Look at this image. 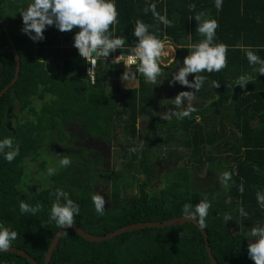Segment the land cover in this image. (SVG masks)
<instances>
[{"label":"trees","instance_id":"1","mask_svg":"<svg viewBox=\"0 0 264 264\" xmlns=\"http://www.w3.org/2000/svg\"><path fill=\"white\" fill-rule=\"evenodd\" d=\"M32 2L0 0V17L14 38L22 64L19 80L0 98V141L11 137L14 147L19 145V155L12 162L4 158V152L10 149L0 152V223L18 233L12 247L44 263L60 230L55 221L49 223L57 189L67 192L79 205L74 225L100 236L134 223L183 217L185 204H191L194 211L195 205L206 197L191 189L188 167L180 175L167 179L155 195L144 194L142 190L139 197L123 196L124 172L106 171L103 176L109 175L113 184L112 208L104 209L101 215L92 201L96 194L94 183L101 182L100 169L93 163L83 162L78 154L66 155L71 158V164L51 176L52 187L24 181L27 161H39L45 170L49 168L43 152L47 138L59 133L58 139L62 141L65 138L63 127L74 120L85 124L92 135L99 134L106 139L119 124H123L128 133L135 134L138 119L144 115H149V121L155 123L157 115L151 110L155 84L148 83L136 72L138 87L121 89L115 82L112 91L110 80L123 74L112 60L130 54L129 49L138 42L134 35L136 21L142 20L151 26V33L162 41L167 37L177 47L176 61L165 68L170 71L189 55L190 45L205 39L197 31L200 22L194 19L203 12L202 20L218 22L214 44L228 45L227 67L220 72L199 73L207 79L195 94L201 98V103L211 102L205 111L196 110L188 117L172 119L160 127L167 134L164 142L176 140L190 151L187 164L196 172L209 165L210 169L222 174L232 173L227 187L223 183L224 189L216 197H207L211 208L205 230L219 264H254L248 256V234L254 226L264 227V204L257 200V193L264 195V75L256 73L259 65L251 66L245 52L235 46L251 47L264 59V0H222L220 10L215 0H115L118 23L110 26L109 31L114 29L115 36L126 37V43L106 60L98 59L94 84L87 75V61L73 46L79 29L62 33L51 26L44 32V40L39 42L22 33L20 11ZM151 4H156L161 16L166 12L170 26L155 19L151 11L144 12ZM190 5H195V9ZM15 71V56L0 25V91L12 81ZM246 74H252L253 79L241 89L234 81ZM188 80L193 82L194 75H189ZM212 81H218L220 87H213ZM37 102H41L39 108ZM216 106L222 110L219 126L208 129L197 118ZM17 109L28 112L30 117L21 120ZM13 116L16 124L10 129L8 121ZM227 123L231 124L230 129ZM142 167L147 168L145 159ZM148 173L149 178L155 176L154 172ZM21 201L32 206L39 202L42 209L35 215L22 214ZM60 202L64 203L63 198ZM240 208L247 216L240 214ZM234 215L242 226L238 233H231L228 226L227 217ZM0 264L31 263L17 254L0 252ZM50 264H211V261L201 231L195 224L187 223L128 232L103 243L89 242L67 230Z\"/></svg>","mask_w":264,"mask_h":264},{"label":"clouds","instance_id":"2","mask_svg":"<svg viewBox=\"0 0 264 264\" xmlns=\"http://www.w3.org/2000/svg\"><path fill=\"white\" fill-rule=\"evenodd\" d=\"M217 10L222 7V0H215ZM156 4H151L145 7L144 12L151 11L153 17L163 23L165 26H170L171 22L167 19V14L161 16L156 11ZM195 9V5L189 6ZM22 16L23 27L22 33L28 35L34 42L44 40V32L48 27L54 26L62 33L71 32L73 29H79L74 36V47L78 50L82 59L90 62L91 68H95L99 58L110 56L111 53L116 52L125 46L126 37L115 36L114 29L109 31L110 26L118 23V11L115 5V0H33L26 9L20 11ZM205 13H198L194 19L200 22L197 31L205 37L198 44L190 45L191 51L189 55L184 58L183 66H180L177 71L171 75L169 81L170 86L179 83L181 86L189 89H194L198 92L203 86L207 77L199 75L204 71L208 73L220 72L227 67V52L228 45L224 43L214 44L216 29L218 22L215 19H203ZM202 21V22H201ZM151 26L145 24L142 20L136 21L134 35L137 38L135 47L129 49V55L126 58L125 72L121 75L122 81H127L128 86L130 82L136 80V72L141 73L148 83L156 84L157 78L163 75L160 67V58L165 55V43L158 38L157 35L151 33L149 28ZM34 33V35H33ZM167 39V37H165ZM245 52L246 58L251 66L259 65L255 68V72L259 75H264V59H261L256 51L251 47L245 48L243 44L235 46ZM95 54V57H93ZM122 56H117L112 60V63H118ZM139 61V67L132 71L129 67ZM189 75H194V81L188 80ZM253 75H241L234 81L236 86L245 89L252 81ZM212 86L219 88L218 81H212ZM195 92L181 91L173 99L175 111L168 110L161 113L160 118L163 120H170L173 116L177 119H183L190 116L196 111L191 103L184 107L185 101H192L195 99ZM140 147H143L141 142ZM10 151L4 152V149ZM137 149H131L136 151ZM0 152H4V158L8 162H12L16 156L19 155V145L14 147V141L11 137L0 141ZM61 167H67L71 164L69 156H63L60 161ZM55 168H48V175L55 174ZM232 173L224 172L220 176L221 182L227 187L228 181L231 180ZM240 191L243 193V185L240 186ZM57 199L51 206V213L49 223L55 221L56 225L62 229L71 228L74 226V217L79 215V205L69 198V194L63 190L57 189L55 193ZM63 198L64 203H61ZM257 200L264 204V195L257 193ZM92 201L95 205L96 212L103 214L106 205V200L99 193L92 196ZM191 204L183 206V216L186 219L196 220L201 229L206 228V218L209 215L211 203L207 197L202 199L195 205V210L192 211ZM42 205L37 202L32 206L24 201L20 203V211L22 214L31 213L35 215L41 211ZM240 214L247 216L243 208H240ZM229 220L231 217H227ZM251 235L256 237L254 243L248 244V256L254 261V264H264V227L254 226L251 228ZM18 237V233L13 231L11 227H5L0 223V251H9L12 242Z\"/></svg>","mask_w":264,"mask_h":264},{"label":"flooded vegetation","instance_id":"3","mask_svg":"<svg viewBox=\"0 0 264 264\" xmlns=\"http://www.w3.org/2000/svg\"><path fill=\"white\" fill-rule=\"evenodd\" d=\"M168 67H171V65L168 66ZM165 68H167V67H164V68L161 67L163 73H165L166 75H167V73H171L172 69L170 71L169 70L167 71ZM169 81L167 79V81L164 83V88L168 86V91L166 93H169V94L167 96H165V91H166V88H165V91H163V96L164 97H162L160 99V101L157 102L156 101V95L157 94L155 93V98H154L153 103L151 105V110L157 115V120H156L155 123H151L149 121L150 117L148 115L147 120H148L149 125L151 127H150L149 132L146 135L144 134L143 131L140 130L139 125H138V122L140 121V119L142 117L138 119V122H137L138 129H137L135 134L130 133V132L128 133L127 129H124L123 124H121L122 125L121 129H123L122 132H123V136L124 137H120L119 136L120 134L117 131V129H119V128L117 127L116 129H113L112 136H110L107 139L103 138L102 135H99V134L92 135L91 132L88 129H86L87 126L85 124L84 125L80 124L79 122L74 120L73 122H70L69 124H67L66 126L63 127L62 131H63V134H64L65 138L62 141H60L58 139L59 133L55 134L54 137L56 138V142H52L53 144L51 143L52 145H51L50 149L54 150L55 154L58 155V157L59 156L63 157V156H66V155H69L70 157H73V155L78 154V155H80V159H82L83 162L93 163L96 169H100V170H98L99 173H101V176H100L99 179L101 180V178H104V180L107 181L108 184L111 183L110 184L111 185V189L113 187V184H112V181L110 179V176L109 175L103 176L106 173V171L107 172H111V171L124 172L125 173V177H126V181L122 182V184H121V187L123 188V196H125L124 195L125 186L126 185L133 186L134 184H135V187L137 188V191H136V194L131 195V196L139 197L141 195L142 190H143L144 194L155 195L156 193H158L164 187L165 182H166L167 179L172 178V177L174 178V177H176V175H180V172L185 167H188L189 170H190L191 189L193 191H198L196 189L195 178L193 176V172H196V171L193 169V167L188 166L189 164H187V159L186 160L184 159V161L182 162L181 166H177L176 168H174V174L173 175L165 173L166 174L165 175V181L163 182L161 187H158L157 189L149 190L150 185L152 183L154 184V182L156 181L157 177H159V175H160L158 168L154 164L155 161H153V159L149 158L148 149H149V145L151 144V142L156 140V143L159 146L166 147V149L167 148H174V147H177V146L186 148L181 142H177L176 140L170 141L168 143L164 142V139L166 138L167 134L165 133V131H163V129L160 127V125L164 124V123H167V122L171 121L172 119H175L176 117L173 116L170 120L161 119L160 118V114L162 113L161 105H162V102L166 103L172 97L175 98V96L181 91H193V92H195V90L194 89H189V88L184 87V86H181L180 84L170 86ZM161 85L162 84L157 83V86L159 88H160ZM159 91H160V89H159ZM195 97L198 100L201 99V98L197 97L196 94H195ZM233 101H234V99H232L230 102L232 103ZM200 102H201V100H200ZM210 104H211V102H208V103H205V104L201 103L199 105L200 109L196 108V110H201L202 111V108L208 107ZM197 105H198V103H196V107H197ZM171 106H172L171 110L175 111L176 109L173 106V104ZM165 108H167V107H165ZM205 109H207V108H204L203 110L205 111ZM217 109H218V115L220 116L221 114H220V110H219L218 106H216V108L213 111L209 112V113H213ZM165 112H167V111H165ZM206 114H208V113H206ZM13 117H10V118L12 119ZM20 117L22 118L23 116H20ZM220 119H221V116H220ZM219 123H220V121L218 122V124ZM8 126H9L10 129L13 128L12 125H11V120L10 119L8 121ZM216 126H219V125H216ZM156 133H158L157 136L154 135ZM181 137L182 136H180V134H179V139H181ZM124 140H126V141H124ZM141 142H143V147L142 148L140 147ZM134 148L137 149V150L136 151H131V149H134ZM118 149H120V151L122 150L123 154L126 153V154H124L126 156H128L129 154L132 153V156L129 158V161L125 164V168L122 169V170H117V168L115 167L117 159L121 158V156L118 154ZM154 151L155 150H152L150 152V154H154ZM43 152H45V151L43 150ZM189 156H190V154H189ZM143 159H145V161H146V166H147L146 169H145V167H142ZM157 162L159 163L160 166L166 167V160L165 159L158 158ZM30 163H40V162H38V161H36V162L30 161ZM168 165H169V163H168ZM134 169H136L139 174L144 176V179L138 180V182H135V183L128 182V178L131 175H133L132 173H133ZM148 171L149 172H154L155 176L152 177V178H149ZM201 171H202V169H200L196 173L200 174ZM212 172L220 173L219 170H212ZM94 187H95V183H94ZM222 189H224L223 186H222ZM220 191H218L214 196H211V197H216V195ZM110 192H111V190H110ZM198 192H200V191H198ZM110 196H111V194H110ZM211 197H209V198H211Z\"/></svg>","mask_w":264,"mask_h":264},{"label":"rangeland","instance_id":"4","mask_svg":"<svg viewBox=\"0 0 264 264\" xmlns=\"http://www.w3.org/2000/svg\"><path fill=\"white\" fill-rule=\"evenodd\" d=\"M176 50L178 53L177 47H176ZM183 59L184 58H182V60H180L179 63L174 68H172L171 73H167V75L165 74L168 81L171 80L172 73L177 71L180 66H183V61H184ZM163 75H164V73H163ZM113 78L110 80V83H109V86L112 89V91L115 90V85H114V83H112ZM135 82H137V81L130 82L129 86H128L127 81H120V85H121L120 87H121V89L134 88L135 86L137 87L138 85H136ZM177 84H179V83H175L174 85H177ZM165 88H166V91H165ZM165 88H164V84H162L160 86V89H162L161 91H165V96H167L169 94V93H166L168 91V86ZM173 98L174 97L169 99V101L166 103L162 102V105H161L162 113L165 111H168V109L171 110L172 104L175 107L174 103H172ZM188 103H191L193 108H195V109L199 108L200 109L199 105L201 104V102H200V100L196 99V97H195V99H193L190 102L185 101L184 107H186ZM196 103H198L197 107H196ZM36 105L39 108L41 106V102H37ZM165 107H167V108H165ZM204 108H206V107H204ZM204 108H202V111H204L203 110ZM219 110H220V114H221L222 110L221 109H219ZM16 114L23 116L21 118V120L30 117V114L28 112L22 113L18 109L16 110ZM220 116L218 115V109H217L213 113H208L206 115L198 116V120L201 121L208 129H211L213 125H219L218 122L220 121ZM147 118H148V115H145L138 122L140 130L143 131L145 135L149 132L150 127H151L149 125ZM10 120H11V125L16 124L15 116L12 119L10 118ZM226 126L228 129L231 128L230 123H227ZM220 127H219V129H220ZM118 128L119 129H117V131L120 134L119 136L124 137L123 132H122L123 129H121L122 125L121 124L118 125ZM228 134H230V133L228 132ZM154 135L157 136L158 133H156ZM124 141H126V140H124ZM52 142H56L55 137L54 138H50V137L47 138L46 144H45V147L43 150L45 151V157H46V160L48 162L49 168L51 167V168H55L56 170H59L61 168L60 163H59L61 158H60V156L58 157V155L55 154L54 150L50 149L51 145L53 144ZM152 150H155L154 154H150V152ZM148 153H149V158H151V159H153V161H155L154 164L158 168L159 174H160V175L158 174L159 177H157L154 184L152 183L150 185L149 190H152V189H157L158 187H161V185L165 181V175L167 173L170 175L174 174V168H176L177 166H181L184 159L186 160L187 157H189L190 151L187 148L179 147V146L166 149V147L159 146L156 143V140H154L149 145ZM118 154L121 156V158L117 159L115 167L117 168V170H122L125 168V164L129 161V158L132 156V153L129 154L128 156H126V155H124L126 153L123 154V151L122 150L120 151V149H118ZM158 158L166 160V167H162L159 165V163L157 162ZM168 163H169V165H168ZM208 167H209V165L205 166L202 169L200 174L193 172V176L195 178L196 189L198 191L202 192L207 197H211V196H214L218 191H220L222 189L223 182H221V180H220V176L222 173L212 172V169H209ZM132 174L133 175H131L128 178V182L135 183V182H138V180L144 179V176L139 174L136 169H134ZM51 176L52 175H48L47 169L45 170L40 165V163H30V161H27V171H26V176H25L26 178L24 179V181H26L27 183L28 182L29 183H36L41 187L49 188V187L53 186V181H52ZM110 184H108V182L105 181L104 178H101V182L95 183V187H94L95 193L96 194L99 193L106 200V205L104 208L105 210H109L112 208V199L110 196V190H111ZM22 187H23V185L21 186V188ZM136 191H137V188L135 187V184L133 186L126 185L124 188V195L125 196H131V195L136 194ZM228 226H229L231 233H238L242 230L240 220L238 219V217L236 215H234L233 217H231L230 220H228ZM256 239L257 238L253 237L251 235V233L248 234L249 243H254Z\"/></svg>","mask_w":264,"mask_h":264},{"label":"water","instance_id":"5","mask_svg":"<svg viewBox=\"0 0 264 264\" xmlns=\"http://www.w3.org/2000/svg\"><path fill=\"white\" fill-rule=\"evenodd\" d=\"M0 25L2 26L7 39L9 40L11 49L13 51V54L15 56V63H16V71H15V76L12 79V81L0 91V98H2L6 92L12 87L14 86L17 81L20 78V74H21V68H22V64H21V56L19 53V50L16 46V43L14 41V38L10 32V30L8 29V27L6 26L4 20L0 17ZM187 223H192L195 224L198 229L201 231L202 235L205 238V242H206V247H207V252L209 255V259L211 261V264H219L214 253L212 250V247H210L209 244V235L206 232L205 228L201 229L198 222L196 220H191V219H186L183 217H179V218H175V219H171V220H166V221H147V222H139V223H134V224H130L127 225L125 227H122L120 229H117L109 234L106 235H94L91 234L87 231H85L84 229H82L81 227L74 225L71 228H66V229H62L60 228V230L58 231V233L55 235L51 246L46 254L45 257V261L43 264H50L54 252L56 251L63 235L65 234V232L67 230H72L73 232L77 233L78 235H80L83 239L92 242V243H103L106 241H109L117 236H120L122 234L128 233V232H133V231H138V230H145V229H156V228H160V229H164L167 227H175V226H180V225H184ZM0 252H5V251H0ZM6 253H13V254H17L25 259H27L28 262H30L31 264H40L38 263L33 257H31L26 251L19 249L17 247H12L9 251H6Z\"/></svg>","mask_w":264,"mask_h":264},{"label":"built area","instance_id":"6","mask_svg":"<svg viewBox=\"0 0 264 264\" xmlns=\"http://www.w3.org/2000/svg\"><path fill=\"white\" fill-rule=\"evenodd\" d=\"M165 43V49H164V52H165V55H163L161 58H160V65H162L163 67H168L170 66L173 61L176 60L177 58V50H176V46L174 45V43L169 40V39H165L163 41ZM119 56H122L124 59H121L120 61H124L125 64H126V58L127 56H123V55H119ZM93 57H95V55L93 54ZM88 67H87V75L90 79V82L92 84H94L96 82V75H97V69H98V60H97V63H96V66L94 69H92L91 72H89V69L92 67L90 62H88ZM131 69L132 68H137L139 67V61L137 60V62L135 64H132L129 66Z\"/></svg>","mask_w":264,"mask_h":264},{"label":"crops","instance_id":"7","mask_svg":"<svg viewBox=\"0 0 264 264\" xmlns=\"http://www.w3.org/2000/svg\"><path fill=\"white\" fill-rule=\"evenodd\" d=\"M116 67H117V69L118 70H122L123 72L122 73H124L125 72V70H126V68H125V62L124 61H119L118 63H117V65H116ZM138 68V67H137ZM137 68H132V71H135ZM116 76H117V72H116ZM114 77V76H113ZM114 81V84H115V82H117V85L116 86H121L120 85V81H122L121 80V77H119V78H113V80H112V82ZM135 81H137V82H135V84L136 85H139L138 84V79H136ZM167 81V77H166V75H165V73H164V75L162 76L161 75V78L157 81V83H160V84H164L165 82ZM157 83L155 84V89L157 90H155V93L157 94L156 95V101L157 102H159L160 101V99L162 98V97H164L163 96V91H161L162 89H160L158 86H157ZM136 87V86H135ZM134 87V88H135ZM138 87V86H137ZM159 89H160V91H159Z\"/></svg>","mask_w":264,"mask_h":264}]
</instances>
